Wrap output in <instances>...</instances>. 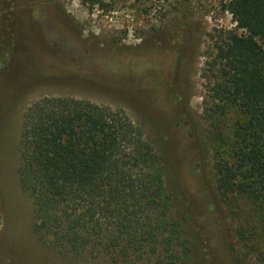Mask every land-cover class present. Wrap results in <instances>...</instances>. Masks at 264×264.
<instances>
[{"label": "rangeland", "instance_id": "1", "mask_svg": "<svg viewBox=\"0 0 264 264\" xmlns=\"http://www.w3.org/2000/svg\"><path fill=\"white\" fill-rule=\"evenodd\" d=\"M227 1L0 0V264L170 263L161 248L117 260L96 239L73 254L34 229L18 142L27 108L45 96L122 110L142 130L165 165L182 264H264V229L236 231L244 213L222 204L207 141L214 41L242 32ZM237 117L230 108L215 120L225 129Z\"/></svg>", "mask_w": 264, "mask_h": 264}, {"label": "trees", "instance_id": "2", "mask_svg": "<svg viewBox=\"0 0 264 264\" xmlns=\"http://www.w3.org/2000/svg\"><path fill=\"white\" fill-rule=\"evenodd\" d=\"M225 8L242 32L214 41L207 141L217 193L234 216L244 213L243 234L264 229V0H228ZM230 108L238 117L223 129L215 117ZM161 158L122 110L70 96L35 101L18 142L34 229L73 254L96 239L117 260L161 248L162 260L182 264L186 240L169 213Z\"/></svg>", "mask_w": 264, "mask_h": 264}]
</instances>
